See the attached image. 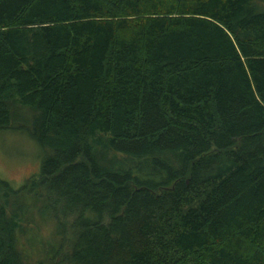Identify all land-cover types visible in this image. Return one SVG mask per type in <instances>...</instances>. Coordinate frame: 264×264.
I'll list each match as a JSON object with an SVG mask.
<instances>
[{"label":"trees","instance_id":"1","mask_svg":"<svg viewBox=\"0 0 264 264\" xmlns=\"http://www.w3.org/2000/svg\"><path fill=\"white\" fill-rule=\"evenodd\" d=\"M9 128L0 264H264V0H0Z\"/></svg>","mask_w":264,"mask_h":264},{"label":"rangeland","instance_id":"2","mask_svg":"<svg viewBox=\"0 0 264 264\" xmlns=\"http://www.w3.org/2000/svg\"><path fill=\"white\" fill-rule=\"evenodd\" d=\"M42 154L41 147L26 131L0 130V179L9 182L14 189L20 188L40 174Z\"/></svg>","mask_w":264,"mask_h":264}]
</instances>
